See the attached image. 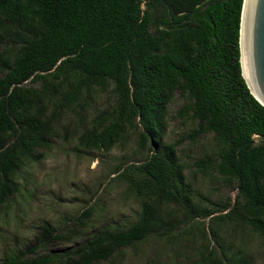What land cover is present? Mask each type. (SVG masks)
I'll use <instances>...</instances> for the list:
<instances>
[{"label": "trees", "instance_id": "16d2710c", "mask_svg": "<svg viewBox=\"0 0 264 264\" xmlns=\"http://www.w3.org/2000/svg\"><path fill=\"white\" fill-rule=\"evenodd\" d=\"M210 1L164 0L161 9L142 8V0H0V204L18 190L23 166L43 157L39 149L48 148L61 112L83 96L108 93L111 104L81 124L79 145L109 151L135 133L138 158L148 144L144 158L112 172L139 201L135 219L77 242L68 250L72 264L106 261L116 250L170 234L180 224V208L187 224L195 219L186 165L176 157L179 142L164 143L175 97L183 99L177 114L197 124L189 136L212 133L219 148L217 160L195 164L238 183L236 205L212 218L238 220L264 236V105L242 76L243 0L211 4L182 24L157 25L158 8L165 18L183 21ZM171 205L177 209H166ZM92 213L86 209L77 220L84 223ZM54 232L42 227L39 246ZM196 262L236 264L209 242ZM0 264L33 263L5 255Z\"/></svg>", "mask_w": 264, "mask_h": 264}, {"label": "rangeland", "instance_id": "374dc122", "mask_svg": "<svg viewBox=\"0 0 264 264\" xmlns=\"http://www.w3.org/2000/svg\"><path fill=\"white\" fill-rule=\"evenodd\" d=\"M110 104L108 93L93 92L83 96L81 108L78 105L61 112L48 148L39 149L44 150L43 157L26 163L18 172V190L0 204V261L5 255H20L33 264H46V260L49 264H72L68 250L77 242L104 226L128 225L135 219L139 201L112 172L118 165L125 167L144 158L148 144L138 158L134 156L135 133L126 134L109 151L78 144L81 124H90ZM182 104L183 99L175 97L167 107L164 143L179 142L176 157L186 165L184 180L192 188L195 219L187 224L180 208L176 212L180 224L170 234L152 235L95 264H197L198 253L207 242L223 257L234 258L236 264H264V236L238 220L220 223L212 218L236 205L238 183L195 164L200 159L217 160L219 148L212 133L194 139L189 136L197 124L177 114ZM224 204L229 207L218 211ZM86 209L92 210V216L80 224L77 217ZM166 209H177V205ZM44 226L54 227L55 236L39 246L36 236ZM75 226L76 232L71 233Z\"/></svg>", "mask_w": 264, "mask_h": 264}, {"label": "water", "instance_id": "95a60500", "mask_svg": "<svg viewBox=\"0 0 264 264\" xmlns=\"http://www.w3.org/2000/svg\"><path fill=\"white\" fill-rule=\"evenodd\" d=\"M225 0H212L190 11L188 20L194 12L205 10L209 5ZM145 2L142 0L141 7ZM240 63L250 92L264 105V0H243L240 27Z\"/></svg>", "mask_w": 264, "mask_h": 264}, {"label": "flooded vegetation", "instance_id": "af4514ba", "mask_svg": "<svg viewBox=\"0 0 264 264\" xmlns=\"http://www.w3.org/2000/svg\"><path fill=\"white\" fill-rule=\"evenodd\" d=\"M145 5H156L158 7H160L162 9V5L164 4V0H144ZM160 9H156L155 12H157L158 17H157V25L159 24L160 26H164V27H169V26H175L177 25L179 22V20H175L173 18V16H169L167 18L164 17V15H162V13L159 11ZM168 20V21H166ZM153 30H155V28H152Z\"/></svg>", "mask_w": 264, "mask_h": 264}]
</instances>
